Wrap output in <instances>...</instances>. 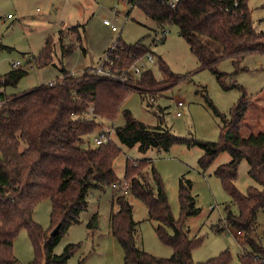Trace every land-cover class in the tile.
<instances>
[{
    "label": "trees",
    "instance_id": "trees-1",
    "mask_svg": "<svg viewBox=\"0 0 264 264\" xmlns=\"http://www.w3.org/2000/svg\"><path fill=\"white\" fill-rule=\"evenodd\" d=\"M237 1L234 6L235 0H178L175 7H170L166 0H128L132 7L139 8L160 26V30L166 25L176 26L200 69L211 70L224 58L240 59L246 54L264 52V33L253 29L247 0ZM66 31L59 35L62 57L71 54L76 47L72 43L64 45V38L80 42L77 27ZM215 47L219 49L217 53ZM78 48L82 49L80 43ZM52 52L48 39L37 60L40 66L50 63ZM113 52L108 49L106 55L110 54L114 62L124 68L131 67L143 56L153 58V52L141 42L120 45ZM157 66L163 80H157L150 70H145L138 78L124 83L98 76L88 69L80 76L61 69L51 86L40 85L16 94H6L4 89L16 86L27 71L19 66L0 74V99L4 102L0 107V264H17L12 245L22 230L26 231L34 248L33 264L42 259L44 264H66L76 252L75 244L67 245L60 255L53 250L68 228L79 223L81 213L87 209L89 189H104L120 183L113 171V161L121 150L110 140L109 134V140L95 148L81 147L83 139L98 126L96 119L114 120L120 104L131 91L138 92L143 100L154 102L157 94L180 81L162 60H158ZM216 75L218 79L224 76ZM258 98L259 95L256 100ZM251 101L243 92L229 116L220 117L222 126L216 142L180 138L160 126L149 127L134 119L128 110L123 112L124 124L113 130L122 145H138L141 152L151 148L167 152L174 144L199 146L203 150L198 161L202 170L209 167L219 153L227 152L230 161L219 166L214 175L238 211L232 213L230 206H225L223 221L244 233V242L252 248V253L240 256V263L264 264L263 249L248 239L256 229L257 212L264 210V131L242 136ZM242 160H246L249 176L262 190L249 187L242 194L236 189L237 168ZM134 164L125 163L124 181L129 183L128 192L146 205L149 220L158 223L155 227L158 238L172 248V255L158 258L137 247V223L133 220L132 205L124 194L114 193L118 210L110 217V231L123 250L124 264H229L228 251L204 263L192 260V251L201 239L189 238L184 230L185 220L200 212L191 195V182L184 177L179 179L180 219L175 220L159 175L153 167L148 168L150 162L141 160L137 166ZM44 199H49L52 206L47 232L32 217L34 207ZM94 221L95 216L88 228L94 226ZM224 229L217 226L214 230L220 234Z\"/></svg>",
    "mask_w": 264,
    "mask_h": 264
},
{
    "label": "rangeland",
    "instance_id": "rangeland-1",
    "mask_svg": "<svg viewBox=\"0 0 264 264\" xmlns=\"http://www.w3.org/2000/svg\"><path fill=\"white\" fill-rule=\"evenodd\" d=\"M247 6L253 29L264 33V0H247ZM73 27L78 28L82 49L78 48L75 38H64V45L72 43L76 47L71 54L62 57L60 32L65 33ZM160 29L139 8L132 7L128 0H0V74L9 72L15 62L27 71L16 86L7 87L4 92L23 93L54 82L61 69L75 76H80L86 69L99 70L106 59V51L114 46L141 42L149 47L153 52V61L143 56L135 66L141 71L150 70L161 81L164 76L157 66L160 59L170 72L181 78L180 81L157 94L154 102L143 100L138 92L131 91L120 104L114 120H95L98 126L84 137L81 147L95 148L94 139L101 134H109L110 140L121 150L113 161V171L120 183L124 182L127 161L135 163L134 166L141 160L149 161L148 168L153 167L163 183L175 220L180 219L179 179L184 177L189 180L195 206L200 210L198 215L184 222L188 237L201 239L192 251V260L204 263L228 251L229 264H241L240 256L252 253V248L244 242V233L235 237L236 228L225 225V206L229 205L232 213L238 210L214 175L219 166L230 161L229 154L219 153L211 165L202 170L198 161L203 150L199 146L174 144L167 152L155 148L141 152L138 145H122L113 129L124 124L123 112L128 110L134 119L149 127L160 126L180 138L216 142L222 126L220 117L229 116L231 108L244 92L252 103L245 115L247 127L242 136L263 132L264 92L261 91L264 90V52L246 54L240 59L224 58L215 70L200 69L187 43L178 35L176 26H164L166 38L155 44L154 36ZM48 39L53 49L52 58L50 63L40 66L37 60ZM214 51L217 53L218 47ZM216 73L224 76L218 79ZM178 101L183 103L180 108L177 107ZM248 170V163L242 160L234 183L242 194L249 187L262 190L249 176ZM114 193L111 186L89 189L87 209L81 213L79 223L68 228L53 250L54 254L60 255L67 245L77 246L66 264H124L123 250L110 231V217L118 210ZM125 196L132 205L133 220L137 223V247L155 257L169 258L172 248L158 238L155 232L158 223L149 220L146 205L128 191ZM51 211L49 199L38 202L33 210V221L45 232L50 229ZM94 216V226L88 228ZM217 226L226 229L219 234L214 230ZM167 232L172 234L170 229ZM248 239L264 251V210L257 212L256 229ZM12 253L17 264H33L35 252L26 231H20L14 239ZM37 264H44L43 259Z\"/></svg>",
    "mask_w": 264,
    "mask_h": 264
},
{
    "label": "built area",
    "instance_id": "built-area-1",
    "mask_svg": "<svg viewBox=\"0 0 264 264\" xmlns=\"http://www.w3.org/2000/svg\"><path fill=\"white\" fill-rule=\"evenodd\" d=\"M178 0H166V3L170 6V7H175L177 4ZM238 3L237 0H235L234 2V6H236ZM9 17V16H8ZM105 25L109 26V23L107 21H104ZM112 31H115L114 27H111ZM155 39L153 40L156 44L162 39L166 37V30H160L155 34ZM120 48L119 46H114L110 49V51H114L116 52L118 49ZM113 52V53H114ZM148 57L149 61H153V58L151 55H146ZM139 62V61H138ZM137 63V62H136ZM132 65L129 68H124V67H120L118 66L114 60L111 58L110 54L107 56L106 55V59L102 65V67L99 70L94 71L98 76L101 77H106L109 79H113V80H117L120 81L122 83L127 82L129 79H135L138 78L142 71L139 70L135 65ZM19 63L15 62L12 64V67H19ZM53 82L48 83L47 85L51 86ZM4 104L3 100L0 99V107ZM183 103L178 101L177 102V107H182ZM177 115H179V113H177ZM108 137L107 134H101L100 136H98L96 139H94V143L96 146H99L103 143H106L108 141ZM112 190L115 193L118 194H124L125 192L128 191L129 189V183L127 181H124L122 183H118V184H112L111 186ZM227 227V226H226ZM226 229V228H225ZM242 234V232L240 230H236L235 232V237H240V235Z\"/></svg>",
    "mask_w": 264,
    "mask_h": 264
},
{
    "label": "water",
    "instance_id": "water-1",
    "mask_svg": "<svg viewBox=\"0 0 264 264\" xmlns=\"http://www.w3.org/2000/svg\"><path fill=\"white\" fill-rule=\"evenodd\" d=\"M55 231H56V229H54L51 234H54Z\"/></svg>",
    "mask_w": 264,
    "mask_h": 264
}]
</instances>
